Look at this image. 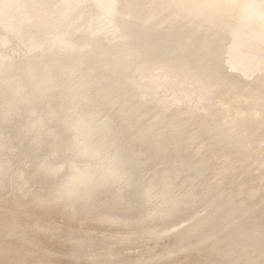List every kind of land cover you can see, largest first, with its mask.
<instances>
[{"label":"rangeland","instance_id":"374dc122","mask_svg":"<svg viewBox=\"0 0 264 264\" xmlns=\"http://www.w3.org/2000/svg\"><path fill=\"white\" fill-rule=\"evenodd\" d=\"M8 1L0 0L2 4V6L0 4V67L4 64V66L0 69L6 72L8 69L13 68V66L15 67L16 63V66L23 65L24 67L21 66L22 68H19L21 70V74L20 71L18 73L21 75V77L23 74H28L29 79L25 75H23L25 80L23 78L21 82L23 83L24 81H27L24 82V84L19 83L21 86L20 88H22V85H24L23 87L26 88V86H29V84L31 83L33 86L35 85V87H38V89L33 88V86L31 85V87L29 86L30 88H26L27 92L29 90H34V95L35 93L40 94L42 92H45L48 93V95H45V93L42 94L47 98L49 97V95L53 94L55 95V99L54 97H50L53 99V101H51V103H48L51 100L50 98H48L50 100L45 103V96L44 98H42L43 95L40 94L41 96L35 95L38 98L40 96V98L34 100V102H25L22 101L23 98H21L22 96L19 95V93L15 92L20 97L18 95V97H15L13 93V98V96H11V93H8L11 90L6 91L11 97L7 95L5 91V93L0 91V184L2 182L6 183L1 187L2 192L0 188V207L7 206L6 208H10V204L12 203L14 198L20 199L21 201L23 200L24 204H26L25 206H27V204L28 206H30V204H41V206L39 207L41 211L37 213L38 216L42 218L43 216H45V213L50 214L48 221L50 223L52 222L51 224H53L55 221L58 225H61V219L59 220V218H61L62 216L57 215L58 210H60L59 206L57 205L61 204V201H59L60 198L59 200H53L51 198V195L58 197L64 196V200L70 196H74V200L76 202L75 204H77V206L73 210L71 208L69 209L70 213H72L71 217L73 218L66 219L67 221H64V218L62 217V221L64 223H68L69 225H67L66 223H62L61 226L57 225V230L59 228V233H56V236L58 237V235L60 234L59 236H61V239H66L67 236L68 241L70 240L71 243L70 241L67 243V240H60V242L62 244L67 243L68 245H71L73 243V246L83 243L91 244L97 239H101L102 253L90 254L85 249L79 251V253L75 254L74 256L73 252H71L73 251V246H68L65 244L61 246L60 242L58 241V239L60 238L57 239V237L54 235L55 233L51 235L53 239H48V243L44 246H39L32 242H25L14 236L8 237L5 240H0V253L5 250L18 251L21 249V247L26 248L29 252L34 254V259L30 264H53L52 262H54L55 259H57V262L54 263H58L59 261V263L61 264H129L131 262H133L134 264H153L152 262H154V264L156 262H159L156 264H196L204 256L206 250H211V247L207 249L206 245L208 244L204 246L202 244L200 246L193 247L189 243L190 241H192V238H190L191 236L187 237L185 235H182V233L194 226L196 222L200 221L201 219L205 220L207 218H210V222L205 226V228H203L201 233L207 229L213 228L215 226L214 224H216V221L212 219L213 216L218 213L219 215H224L225 211L230 208V206L227 205V202L231 197V193L234 194V204L236 202L238 204L247 202L246 204H249L248 208H250L251 212H253V216H256V213L264 216V203L262 201L264 200V198L262 197V195L264 196V129H262L264 127V67L261 68L257 73H255L252 77H243L242 79L239 77L242 74L239 75L237 71L233 70L230 67L227 58L230 56L231 51L232 53L233 50H236L237 53L241 51L239 53L241 55L242 52H244L245 50L247 52L250 49L247 50V48L245 47H243V49L242 46L239 47L241 43H243V41L242 39L239 40V38L241 37L237 35V33L235 32V25L234 23H232V21L230 22L229 19L227 20L225 28H220V26L210 23L208 19H210V17H213V15L214 17L215 15H217L215 11L212 12L216 8L214 5L212 9L210 7L207 10L204 9V5H202V2H200L198 9L195 11L196 13L193 14L191 11L188 12V10H173V8L169 7L167 4H163L161 7H158V5L152 6L150 4L145 5V3L143 2H137V4L139 3V5L136 4V6V2L132 4L130 2L133 1L128 0L127 6L130 3V5L132 6L135 5L133 7H137L136 9L134 8L135 10H137V12H133L138 13L136 15H139V17L136 16L134 20V18H131L132 16H130V13H127V18V15L122 13L107 12L106 10L99 9L98 11V7L94 5L96 4L94 2H91V4L88 5L86 4L87 7H85V3H81V5L83 4L82 7L78 5L80 4L79 1L78 4H75L77 0H71V2L69 0V5L72 2H75V6L78 5V8H76L80 9L79 11L81 13H79L84 17L88 15L93 16L94 13L98 17L103 16L101 17L102 19H104V16L107 15L109 17H113V19L110 18L108 19V22H106L108 25L107 28H105L106 23H102V25L99 24L100 26L97 25L99 22L94 24L97 27L105 28L102 29V31L99 33V37H97L98 39H100V36L101 39L103 38V40L100 39L101 42H103L102 46H104L105 50L108 48V51H105L103 47L101 49V42H98L97 38V43H95L96 41H94L93 44L90 43L91 48L89 46H84L89 42L87 34H82L83 44H80L79 41H76V38H73L74 35L76 37L75 31L70 32L71 34L69 33L67 34V36H61L60 33H58V30L63 24L62 22L64 17H61L59 21H57V23L48 21L50 20L48 19L45 21L47 25L46 23H44V19L43 21L40 20L41 23L39 26L41 28L44 25L47 26H44L45 29L50 26L49 31L54 32L52 33L53 36H50L49 31V33L46 32L47 34L43 32L42 35H44H40L41 37L37 36L36 33L31 31V27H27V25L37 20V18H35V15L38 13L41 14V18H43L42 16L46 14L48 15V13L45 14L42 9L43 6H46L41 3L43 0L38 1V5H40V3L42 4V6H40L43 13H40L41 9L37 10L40 6H37V8H35L36 10L34 9L32 12H30L31 9L25 10L23 5L25 0L20 1L21 3L19 2V0H10V2ZM11 1L13 2L11 3ZM168 1L170 2L171 0H167L165 2ZM118 2L115 4H118ZM262 2L264 6V0ZM73 3L71 5H73ZM126 3H124L123 5H125ZM20 5L22 6L20 7ZM92 5L93 7L96 6V9L93 8ZM88 6L91 9H88ZM152 7H154V13L150 15V13L152 12L151 11L150 13H148L149 15L146 14V16H149H147L146 19L145 14L142 15V12H146ZM15 8L17 10H14ZM44 8L48 9L49 7L46 6ZM131 8L129 7L130 10ZM47 9L44 10L48 12ZM134 9L132 8V10ZM13 11L18 14V19L20 18V20H18V22L20 21L19 24L21 26L26 25V28H18L19 26L16 21L7 20L6 16H8V13H11ZM88 12H91L92 14H89ZM155 12L157 14H155ZM198 12L202 13L204 17L203 20L201 18L202 21H200V17L197 16ZM100 13L102 15L99 16ZM180 13H182V16H180ZM53 14L58 15L60 13L58 11L56 13L54 12ZM186 14L188 15V18H186ZM189 14L191 17H189ZM159 15H161V17L163 18L166 17L169 22L167 20L159 24L151 22L156 21L154 20L156 18L159 19ZM29 16L32 17L31 20H35L32 22L31 20L29 21ZM46 16H44V18H46ZM227 16L229 18L232 16V14H229L227 12L226 17ZM4 17L6 18L4 19ZM89 17L86 18L88 19ZM150 17L153 20H149ZM130 18L134 21H137V18H141L140 20L144 18L143 21L145 19L146 20L144 22H141V26L139 20V22L137 23L139 25L137 26L136 22H130L132 21L130 20ZM22 21H24L25 23ZM27 21L29 24L27 23ZM102 21L104 22L105 20H101V22ZM115 21L117 22L114 23ZM35 22L38 24V21ZM120 22L121 25L119 26ZM123 22L126 23V26H128L127 24H130V26L132 27L136 26L134 29L137 28V32H135L137 34V37L135 36L134 32L132 33L123 30L120 32L118 31L119 29L121 30L122 25H124ZM42 23L43 25L41 26ZM110 23L112 26L110 25ZM162 23H164L165 26ZM168 23L171 24V27H169L172 28L170 29L168 27V29H170L169 32L166 27V24ZM209 23L212 25V28L210 27L211 25ZM147 24L148 26H145ZM161 24L162 26L160 27V30L159 26ZM248 25L253 30L254 34L262 38L259 43L263 44L264 15H255L251 20L248 21ZM95 26L92 25V27L94 28ZM114 26L118 28V33L116 32V28ZM163 26L167 31L165 29H162ZM140 27H142V31L138 30L140 29ZM29 28L31 30H29ZM110 28H114V33L113 31L110 32ZM153 28L155 29L153 30ZM5 29L8 30L6 31ZM232 29H234V32L231 31ZM98 30L101 29L99 28ZM124 32H128V34ZM171 32L174 34H171ZM129 33L131 36H126L124 38V34L129 35ZM162 33L163 36L165 35L168 39L165 38V36L163 37ZM197 33L201 36H198ZM140 34L142 36L145 34L143 36L145 39ZM158 34H160V37ZM232 34L234 36H232ZM149 35H151V38L149 37ZM153 35H157V37L159 38H165L168 41L171 39L168 36H172V39H175V43L173 40H170V43L167 41L168 44L166 43L167 45L164 46V48L160 46L162 49H164L162 50L159 47L156 37H154ZM197 36L201 38L197 40ZM220 36L222 37L220 38ZM68 37L69 40H67ZM130 37L134 42V39H136V42H140L141 40H139V38L144 41L146 40L145 42L141 41L140 43H138L140 44L139 46H141V44L144 42V46L142 45L141 50H139L140 47L136 42L135 43L138 47H136L135 43H132ZM121 38L123 40L128 38V41L131 40L132 44L129 42L128 45L127 39L125 40L126 42H124ZM154 38L157 43L154 42ZM193 38H195L194 41L196 40V42L205 41L204 43L206 45L203 42L193 43ZM232 38L237 42L234 41L232 43ZM148 40L153 41L149 42ZM121 41L123 44H121ZM117 43H120L121 46ZM124 43L128 45H125L127 46L126 48L124 46ZM234 43L235 45L232 46V44ZM236 43L239 46L236 45ZM97 44H99L100 46H97ZM116 44L117 46H115ZM178 44L179 47L177 46ZM187 44L190 45L188 46ZM96 46L97 50L95 49ZM129 46H133L135 48L130 49ZM209 46L211 47L209 48ZM119 47H122V49L124 47L123 50L125 51L120 50ZM148 47L150 48L149 51ZM173 47L178 48L175 49ZM233 47H235V49H233ZM236 47L241 50L238 51V48ZM136 48H139L138 51ZM196 48L200 53L196 50ZM109 49L111 50L109 51ZM159 49H161L162 51ZM177 49H179L181 52H179V50ZM99 50L101 51L99 52ZM102 50L105 52H103ZM129 50H131L132 52ZM251 50L246 53V55H249L250 52L252 54L254 50ZM260 50L262 51V49ZM116 51H121L122 53L126 52L125 56L122 53L120 54V52L117 53H119L120 56H118L120 58L122 57L121 59L119 58L120 60H122L123 58L127 60L126 63L129 64L127 68L128 70L125 67V69H121L123 66L118 67L121 71L116 70V67L114 65L118 60L116 58V62L112 61V67H115L114 70L110 68V66L112 65L110 62L111 55L112 53L114 55ZM155 51H158V53ZM257 51H254L255 53L252 55V57L257 54ZM261 51L260 53L263 54L264 50L263 53ZM96 52L99 53L97 54ZM135 52L136 54H134ZM194 52L198 54V58L200 54V57L204 58V60L202 58H200V60L196 57V61L195 56H197V54L194 56ZM204 52L206 54L207 52H210V59L212 58V56H214L213 58L216 59L214 61V59L212 58L214 63L213 61L211 63V60L209 62V58L207 60L206 57H208L207 55L209 53L205 56ZM102 53H105V55H103ZM131 53L132 55L134 54L133 57H129ZM244 53H242V55H244ZM260 53L258 51V55ZM186 54L192 55L187 56ZM108 55L110 56V59H108ZM258 55L257 59L260 58V56ZM80 56H82L83 58L81 59ZM103 56L107 57L106 61L104 62L102 61L105 60V58H102ZM127 56L129 58H127ZM152 56L156 57L153 58ZM185 56L190 58H187ZM78 57H80V59ZM85 57L87 58V61H90V59L88 60V58H91V61H93L94 59H97L99 57V61L98 59L97 61L95 60V65L99 66L101 64L99 66L100 68L107 66L109 63V68L112 71L109 69L111 72H108V66L103 70L101 69V71H99L100 69H98V67H96L95 65L94 66L97 70L91 68L93 66V62L90 61L88 64V62H86L84 59ZM114 57L112 60H115ZM220 57L222 58V60ZM249 57L251 58V56ZM262 57L264 58V56ZM71 58L73 59V61L74 59H76L75 63L80 62V64H82L83 62H86L88 66H91L89 68L85 66L84 63L81 66L82 70H80V68L77 69L80 70V72L78 71L80 74L77 75L75 72H72L76 67H74L75 63L73 64V62H71ZM191 58L193 59V61ZM263 58H260L262 62ZM54 59H56V61ZM57 59H60L61 63ZM61 59L65 60H63L62 62ZM77 59L79 60L77 61ZM83 59L84 61H82L81 63L80 60ZM129 59L131 61H136H133L134 63H132L131 61H129ZM206 60L208 61V67L206 66ZM46 61H48V64ZM49 61L50 63L53 61L51 65ZM57 61L60 65H62L63 63L62 66H58L59 69L57 68L58 71L62 69L65 70V72L60 71L63 73H60V75H63V79L62 75L61 77L58 76L57 79V74L59 72L56 69V71L54 70V68H56L54 67V65H56ZM67 61L72 63L74 66L70 65V67L68 65L70 63H68ZM101 61L103 63H101ZM191 61H196V63L192 65L189 64L188 66H186L185 64L181 66L183 62L190 63ZM36 62H42L41 65L44 64L46 65V67L48 66L50 68L48 70L46 69V71V67L44 65H42L41 67L40 63H38L42 68L41 72L40 67ZM98 62H100V64H98ZM122 62L125 63V60H123ZM29 63L30 65H27ZM33 63H35V65L37 64L36 66L39 67L37 68L36 66H34V68L36 67V72L37 69H39L38 72L41 75L42 73L45 74V72H47L44 75H47V79H45L42 75L45 81L42 80V77H39L41 76L39 75V73L32 72L34 71L32 70V66L34 65ZM118 63L120 62L118 61ZM126 63L125 66L127 67ZM209 63H211L210 68ZM24 64L27 67L31 66V69L30 67H28L31 72L28 71L27 74L24 72L26 71V66ZM80 64L78 65L80 66ZM131 65H133V67ZM86 67L87 69L89 68L87 72ZM129 68H131V72H128ZM132 68L134 69V71L132 70ZM181 68H186V72L182 73L183 70H181L180 72ZM43 69L45 71H43ZM51 69H53V72L50 71ZM70 69H72V71ZM90 69L93 70L90 71ZM210 69L212 71H214V69L218 70L220 75L224 78H227V80H231V83L233 85L239 83L242 84L243 82L247 89L234 92L231 88L232 85L222 86L212 93L208 101L198 103L195 101L197 97L195 90H193V86H191L193 82L190 83L184 94L176 96L174 98L171 96V94H168V92H166L168 91L166 87L162 88V83L165 81L171 80V85H179V83L183 82L184 80L188 78H196V76L198 75L201 76L203 73L202 71H208ZM54 71L57 72L56 76H53L55 75L53 74ZM89 71L90 73L92 72V76L88 75ZM113 71L115 74H112ZM116 71H118V73H116ZM125 71L127 76L126 79L124 77ZM50 72L53 74L50 79L55 82V84H52V81V83L48 81V74H50L51 76ZM65 73L67 74V76ZM71 73H75L77 76L73 74L72 77ZM83 73H86L87 75L84 76L82 75ZM122 73L124 74V76ZM204 73L206 74V76L210 74L209 72ZM32 74L34 77L32 76ZM34 74H37L39 76H35ZM131 74H133L132 76L134 77L132 80L133 83L143 82L144 85H142L141 87H135L134 85L133 87V84H131V86L130 82L128 83V85H130L129 89L126 82L130 81V77L128 76H130ZM114 75L119 80L116 79ZM211 75L212 76L208 81L213 82L216 80L214 79L215 77L218 78L216 75ZM4 76H7V78L11 80V77H9L8 74ZM4 76V79L1 77V80L0 78V80L3 81H0L1 86L2 83L4 85H7V83L9 84V80ZM65 76L68 77V80L65 79ZM105 76L109 82H105L106 80L103 81V77ZM110 76L114 78L111 80ZM38 77L41 78L40 81ZM85 77H88L89 82L90 79H93L94 77V79L92 80L94 81L93 87L91 82L90 84H88L87 78ZM30 78L34 79V84L32 83V79L30 81ZM53 78H56L62 85L65 82V85H58V82L56 83L57 80L55 79L54 81ZM82 78L84 80L86 79L84 82L87 85H85L84 82H81L83 81ZM96 78H98L99 82L100 79H102V82H95ZM108 78H110V80ZM5 79L8 80L6 81L7 83L4 82ZM69 79L72 81L69 82ZM35 80H38V84H42L40 85L42 87L39 88V85L37 84V82H35ZM62 80L65 81L62 82ZM43 81H48L50 83L45 84L46 86L52 85V87H55V85L57 84L56 87H58L59 92L64 86L66 87L67 85V88L65 89L64 87L63 89L66 91V94L64 93L65 97L63 96L64 94L62 95L61 93L59 94V92H57L58 89L56 90V87H53L54 89L51 90L53 92L56 91L54 93L48 90L51 89V86H49L50 88L45 87L50 93L45 91L46 89L43 90ZM79 82L82 85H80ZM74 84L75 87L78 85L83 86V88H79L78 86L79 91L81 89L84 90L86 87L90 89L86 88L83 92L82 90L80 92L78 91V93H80V96L76 97V92H73L72 90L77 91L78 89H73L75 88ZM88 85H90L91 87ZM59 87L62 88L60 89ZM103 87L105 90L103 89ZM118 87L121 92L119 91ZM69 88L72 90H69ZM6 89L8 90V88ZM67 90L69 93H67ZM70 91L71 93L73 92L72 94L76 99L71 96ZM255 91H257L258 93H255ZM56 93L63 96L65 99L61 96H57L59 98L57 99ZM78 93L77 95H79ZM82 93L88 94L81 95ZM28 94H31L30 91ZM67 94H70V96H68ZM129 95H132L133 97H129ZM24 96L28 97L25 94ZM82 96L84 98L86 96L87 97L84 99ZM66 97L69 100H66ZM70 97L73 98V102ZM80 98L82 101L79 100ZM121 98H123V100ZM25 99L26 98L24 97V100ZM41 99L42 101L44 99L43 103L42 101H39ZM74 100L77 101L75 102ZM107 100L109 103L107 102ZM120 101L121 104L123 103L122 105L118 103ZM63 103H67L69 107ZM58 105L61 107V110H59L60 107ZM84 105L86 107H84ZM104 105H106L107 107H105ZM46 106L48 107V109L46 108ZM65 107H67V109ZM93 107L95 110L93 109ZM97 107L100 108L98 109ZM109 107L110 109H108ZM119 107L121 110L119 109ZM218 110L221 111V120L216 121L214 114H216ZM101 111H103V115L101 114ZM59 112L61 116H59L58 114L59 118H57L58 116L56 114ZM87 113L89 115L91 114L92 116H89ZM99 113L102 115L101 117L99 116ZM124 113L125 117L123 116ZM79 114L81 119L80 117H77L79 116ZM127 115L131 117L129 118ZM88 116L90 120L92 118L93 119L91 121H88ZM86 117L88 119H86ZM106 117L110 119H107ZM34 120H36V122L39 120V124L38 122L35 123ZM56 120L58 122H56ZM78 120L79 122L81 121V123L78 124ZM82 121H85V123ZM86 122H89L88 126ZM35 124L36 126H34ZM245 124L248 125V128L244 126ZM105 126L107 127V129L109 128L111 132L105 129ZM87 127H92L95 132L92 131V128L88 129ZM103 133L105 136L103 135ZM255 133L259 136V138H257V141L253 139V134ZM168 184L171 186V188H169L171 189L170 191L169 189L168 191L166 189V187H169L167 186ZM21 196L22 198H20ZM44 202L49 205L45 207ZM222 206L224 208L220 210L219 208ZM46 209H48V211H46ZM259 214L258 217L256 216L254 218H252L253 216L251 215V219L249 218V221L248 219H246L247 224L238 227L239 230L234 232L235 241L232 247L229 250H225L224 252L220 249V247L223 246L221 248H225L226 246H224V244H228L224 241L227 240L230 229L226 231L228 233L226 235L224 231L225 226H220L219 231L224 233H221V236L219 238L221 240H219V242L216 243L213 248L218 250L216 251L217 256L215 255V257L219 258V262H222L224 264H264V253L258 255L259 253L258 251H256V247L249 249L248 251L250 253L244 252L242 249L244 246L243 241L248 236L247 231L251 230L249 229V227H254L253 225H255L256 223L257 224L255 227H257L260 224L259 222L264 219V217H260ZM261 223V226L264 227V220ZM53 225L56 226V224ZM63 225L65 231L63 230ZM261 226L259 225V227ZM65 227L69 232L72 229V232H70V234L68 232V235L73 240L69 239L68 235L65 236V234L67 233ZM246 228L249 230L246 231ZM61 233L64 234L62 235ZM154 234L158 238L152 239L153 237L151 236ZM63 236H65V238H62ZM139 236L141 238H144L141 239ZM56 239L58 241V244ZM185 239H187L188 242H183ZM133 240H139V242L137 243ZM64 245L68 247L65 248ZM127 245L128 247H126ZM239 257H241L240 261H237ZM58 258L60 260H58ZM149 258L153 259L151 263V259L149 260ZM209 259L211 258H208V260Z\"/></svg>","mask_w":264,"mask_h":264},{"label":"bare ground","instance_id":"6f19581e","mask_svg":"<svg viewBox=\"0 0 264 264\" xmlns=\"http://www.w3.org/2000/svg\"><path fill=\"white\" fill-rule=\"evenodd\" d=\"M5 1V0H4ZM6 1H8V0H6ZM14 1V0H13ZM13 1H11V3L13 2ZM20 1H22V0H19V2ZM38 1L39 0H25L24 1V8H25V10H27V9H31V11L30 12H32L35 8H37V6H42V4H44V5H46L47 7H49L48 9L47 8H44V7H46V6H43V11H44V13L46 14V13H48V17L46 16V15H44V16H46V18H44V16H42L43 18H41V14H36L35 15V13H34V15H35V18H37V20H35V21H38V24L34 21V20H31L32 19V17H30V19H29V21L31 20V22L32 21H34L33 23H28V21H27V23L30 25H27V27H31V29L29 28V30H31V31H33L34 33H36V35L37 36H43L42 35V33L44 32V33H49L50 31V26H48V28L47 29H45V27H47L46 25H47V23L45 22L46 20H48V19H50V20H48V21H51V22H54V23H57V21H59V19L62 17H64L63 18V24L61 25V27H60V31L58 30V33H60V35L62 36V35H65V36H67V34H69L70 32H72V31H75L76 32V37H75V35H74V37L73 38H76V41H79V43L81 44L82 43V40H83V38H82V34H87V38L89 39V42L88 43H86L84 46H89L90 47V43L91 44H93V42L94 41H96V38L97 37H99V33L102 31V29H105V28H107V23L106 22H108V19H113V17L111 16V17H109L107 14V16H104L105 18L104 19H102L101 17H103V16H101V17H98L95 13H94V15H96V16H92V15H88V16H86V17H89V16H91V17H89L88 19L86 18V17H84V16H82V14H80L81 12L79 11L80 9H77L78 7V5H80V6H82L81 5V3H85V7H87V5L88 4H91V2H94V3H96V4H94V5H96L98 8H97V10L99 9V10H106L107 12H117V13H122V14H126L127 15V13H130L131 15L130 16H132L131 18H134V20H135V17L137 16L136 14H138V13H136L137 12V10H135L136 8L135 7H133V6H135L136 4H137V2H143V3H145V5H147V4H150V5H158V7H161L163 4H167L169 7H171V8H173V10L174 9H176V10H188V12L189 11H191L193 14H195L196 12V10L198 9V6H199V3L200 2H202V5H204L203 7H204V9H207L208 10V8H210L211 7V9L215 6L216 8L212 11V12H214L215 11V13L217 14V15H215V17H214V15H213V17H210V19H208L209 21H210V23L211 24H214V25H217V26H220V28L222 27V28H225V25H226V23H227V20L229 19L230 20V22L232 21V23H234V25H235V32H237L238 34H239V36L241 37V38H239V40L240 39H242V41H243V43H241V45L239 46L237 43H236V45H238L239 47H241L242 46V49H243V47H245V48H247V50H258L259 51V53H260V49H262V53H263V48H264V46H263V44L262 43H259L261 40H262V38L261 37H259V36H257L256 34H254L253 33V30L250 28V26L248 25V21L249 20H251L255 15H264V6H263V0H171L169 3L168 2H165V1H167V0H129V1H133V2H130V3H134V2H136L135 3V5H130V3H129V5L127 6V4H128V0H117V2H118V4H115V3H117L116 2V0H77V2L75 3V4H78V1L80 2V4H78V5H76L75 6V4L73 3V5H69V3L71 2V0H70V2H69V0H51V2H50V0H40V1H42L41 3H40V5H38ZM8 2H10V0L8 1ZM16 2V1H15ZM18 2V3H19ZM90 2V3H89ZM127 2V3H126ZM3 3V2H2ZM5 3H7V2H5ZM21 3V2H20ZM124 3H126L125 5H123ZM139 3L137 4V5H139ZM0 4H1V2H0ZM87 4V5H86ZM6 5V4H5ZM8 5V4H7ZM136 5V6H137ZM214 5V6H213ZM1 6H2V4H1ZM0 6V7H1ZM11 6V5H10ZM22 5H20V7H21ZM41 6L40 7H38V9L37 10H40L41 9ZM90 6V5H89ZM88 6V9H91L90 7ZM96 6L95 7H93V5H92V7L93 8H95L96 9ZM131 6H132V8L134 9V10H132V8H131ZM77 7V8H76ZM83 7V6H82ZM81 7V8H82ZM129 7L131 8V10L129 9ZM4 8V7H3ZM11 8H14V7H11ZM5 9V8H4ZM3 9V10H4ZM10 9V8H9ZM19 9V8H18ZM42 9L40 10V13H43L42 12ZM44 9H47L48 10V12H46V10H44ZM83 9H85V8H83ZM153 9H154V7H152V8H150L148 11H146V12H142V13H140V14H142V15H144L145 14V16H146V14H148V13H150L151 11V13H150V15L151 14H153L154 12H153ZM14 10H17L16 8L14 9ZM24 10V11H25ZM36 10V9H35ZM87 10V9H86ZM98 10V11H99ZM175 10V11H176ZM6 11V10H5ZM59 11V13L60 14H58V15H55V14H53L54 12L56 13V12H58ZM81 11H82V9H81ZM84 11V10H83ZM89 11V10H88ZM94 11V10H93ZM131 11H132V13H131ZM133 11H136V12H133ZM172 11V10H171ZM80 12V13H79ZM86 12V11H85ZM95 12H96V10H95ZM179 12V11H178ZM177 12V13H178ZM229 13V14H232V16L231 17H229L228 18V16L226 17V13ZM5 13V12H4ZM89 13V12H88ZM99 13V12H98ZM185 13H187V12H185ZM184 13V14H185ZM6 14V13H5ZM79 14H80V16H79ZM84 14V13H83ZM89 14H92L91 12L89 13ZM109 14V13H108ZM112 14V13H111ZM155 14H157L156 12H155ZM181 14V15H180ZM180 14H178V15H180V16H182V13H180ZM192 14V15H193ZM43 15V14H42ZM55 15V16H54ZM100 15H102L101 13L99 14V16ZM126 15H125V17H126ZM141 15V16H142ZM149 15V14H148ZM147 15V16H148ZM20 16V15H19ZM22 16V15H21ZM33 16V15H32ZM123 16V15H122ZM147 16H146V19H147ZM186 18H188V15L186 14ZM194 16V15H193ZM197 16L198 17H200V21H202L203 19H204V17H203V15H202V13H200V12H198V14H197ZM7 17V20H13V21H16L17 23H18V28H21L22 29V27H25L24 25L23 26H21L20 24H19V22H18V20H20V18L18 19V14L15 12V11H13V12H11V13H8V16H6ZM6 17H4V19L6 18ZM25 17V16H24ZM34 17V16H33ZM107 17V18H106ZM137 17H139V15L137 16ZM144 17V16H143ZM149 17V16H148ZM152 17V16H151ZM149 18V20H153L152 18ZM159 17V19L158 18H156V19H154V20H156V21H151V22H155V23H157V24H159V23H161V22H163V21H165V20H167L168 21V19L166 18V17H161V15H159L158 16ZM175 17H177V16H175ZM184 17V16H183ZM182 17V18H183ZM189 17H191L190 16V14H189ZM198 17H197V19H198ZM124 18V17H123ZM127 18H128V15H127ZM130 18V20H132V21H130V22H133L134 20L133 19H131ZM145 18V17H144ZM143 18V19H144ZM201 18H202V20H201ZM232 18V19H231ZM26 19V18H25ZM43 19H44V23H46V25H44L42 28L39 26L40 25V20H42L43 21ZM99 19H101V20H105L104 22L102 21L101 22V20H99ZM141 18H137L136 20L137 21H134V22H136V25L138 26L139 24H137L138 22H139V20H140ZM143 19L142 20H140V26H141V22H144L143 21ZM195 19H196V17H195ZM195 19H192V20H195ZM22 20H23V18H22ZM116 20V19H115ZM109 21H111V20H109ZM167 21H166V23H167ZM199 21V20H198ZM22 22H24V21H22ZM97 22H99L97 25L98 26H100L99 24H101L102 25V23L103 24H105L106 23V27L105 28H101V27H97V26H95L94 24L95 23H97ZM117 21H115L114 23H116ZM119 22V21H118ZM150 22V23H151ZM169 22V21H168ZM25 23V22H24ZM23 23V24H24ZM124 23V25H122V28H121V30L119 29L118 31L120 32V31H129V32H134V34H135V36L137 35L135 32H137V28L136 29H134L135 27L133 26H130V24H127L128 26H126V23L125 22H123ZM150 23H148V24H150ZM165 23V22H164ZM164 23H162V24H164ZM209 23V24H210ZM113 24V23H112ZM117 24H119V23H117ZM146 24V23H145ZM148 24L147 25H145V26H148ZM162 24L159 26V29H160V27L162 26ZM210 24V25H211ZM8 25V24H7ZM43 25V23L41 24V26ZM92 25L93 26H95V28L94 27H92ZM110 25H111V23H110ZM121 25V22H120V24H119V26ZM132 25V24H131ZM143 25V24H142ZM154 25V24H153ZM167 26V29H168V27L171 25V24H166ZM209 25V26H210ZM232 25V24H231ZM1 26H2V24H1ZM54 26V25H53ZM112 26V25H111ZM123 26H126V27H123ZM164 26H165V24H164ZM162 27V29H165V27ZM10 27V26H9ZM110 27V26H109ZM115 27V26H114ZM118 27V26H117ZM143 27V26H142ZM142 27H140V29H138L139 31L141 30V28ZM150 27H151V25H150ZM152 27H154V26H152ZM155 27H157V26H155ZM171 27V26H170ZM169 27V28H170ZM211 28H212V25L210 26ZM3 28V27H2ZM8 28V27H7ZM26 28V27H25ZM101 29V30H98V29ZM116 28V27H115ZM139 28V27H138ZM144 28V27H143ZM213 28H214V26H213ZM232 28H233V26H232ZM57 29V28H56ZM117 29L118 28H116L115 30H116V32L118 33V31H117ZM152 29V28H151ZM155 28H153V30H154ZM158 29V28H157ZM158 29V30H159ZM170 29H172V28H170ZM170 29H168V32L170 31ZM174 29V28H173ZM6 30V29H5ZM8 30V29H7ZM6 30V31H7ZM110 30V32H112L113 30H114V28H110L109 29ZM114 30V31H115ZM161 30V29H160ZM159 30V31H160ZM166 30V29H165ZM5 31V32H6ZM49 31V32H48ZM114 31H113V33H114ZM142 31V30H141ZM146 31V30H145ZM162 31H164V30H162ZM167 31V30H166ZM173 31V30H172ZM231 31H233L234 32V29H232ZM14 32V31H13ZM54 31H52V32H50V36L52 35V33H53ZM56 32H57V30H56ZM174 32H175V30H174ZM232 32V33H233ZM46 33V34H47ZM124 33H127L128 34V32H124ZM131 33V34H132ZM144 33V32H143ZM231 33V32H230ZM71 34V33H70ZM123 34V33H122ZM146 34V33H145ZM144 34V35H145ZM148 34V33H147ZM156 34V33H155ZM161 34V33H160ZM160 34H158L159 35V37H160ZM171 34H174V33H172L171 32ZM184 34V33H183ZM198 34V33H197ZM237 34V35H238ZM109 35V34H108ZM107 35V36H108ZM138 35H139V33H138ZM141 35V34H140ZM143 35V36H144ZM152 35V34H151ZM151 35H149V37L151 38ZM168 35V34H167ZM9 36V35H8ZM7 36V37H8ZM24 36V35H23ZM40 36V37H41ZM53 36V35H52ZM55 36V35H54ZM57 36V35H56ZM69 36V35H68ZM126 36H131L130 35V33H129V35H125L124 34V38L126 37ZM142 36V35H141ZM142 36V37H143ZM154 36V35H153ZM162 36H163V33H162ZM161 36V37H162ZM165 36V35H164ZM163 36V37H164ZM174 36V35H173ZM186 36V35H185ZM198 36H201V35H199L198 34ZM197 36V40L199 39V38H201V37H198ZM208 36V35H207ZM224 36V35H223ZM229 36V35H228ZM232 36H234L233 34H232ZM6 37V38H7ZM133 37V36H132ZM137 37V36H136ZM139 37V36H138ZM148 37V38H149ZM154 37H156V40H157V42H158V44H159V47L161 46V47H163L164 48V46H166L168 43H167V37L165 36V38H167V39H163V38H159V37H157V35H155ZM168 37H170L171 39L170 40H173L172 39V36H168ZM180 37V36H179ZM222 36H220V38H221ZM230 37V36H229ZM72 38V39H73ZM135 38V37H134ZM144 38V37H143ZM153 38V37H152ZM205 38V37H204ZM3 39H5V38H3ZM65 39H66V37H65ZM98 39V38H97ZM100 39H101V36H100ZM100 39H98V42H101V40H103V38L100 40ZM104 39H105V37H104ZM122 39V38H121ZM127 39V41H128V38H126ZM126 39H122L124 42H126L125 40ZM130 39L132 40V38L130 37ZM145 39V38H144ZM194 39L195 38H193V41H194ZM202 39H203V37H202ZM209 39V38H208ZM41 40V39H40ZM67 40H69V37H68V39ZM131 40L130 41H128L127 43H128V45H129V42L131 43ZM135 40V42H136V39H134ZM139 40H141V41H144V40H142V39H140L139 38ZM170 40L168 41L169 43H170ZM175 40V39H174ZM173 40V41H174ZM206 40V39H205ZM224 40V39H223ZM232 40H233V38H232ZM66 41V40H65ZM105 41V40H104ZM140 41V42H141ZM146 41V40H145ZM144 41V42H145ZM149 42H151V41H153V40H148ZM220 41V40H219ZM235 40H233L232 41V43L234 42ZM5 42V41H4ZM32 42V41H31ZM70 42H71V39H70ZM86 42V41H85ZM133 40H132V43H135ZM140 42H136L137 44L138 43H140ZM144 42L141 44V46H139L140 44H138V46L140 47V49L139 48H136L137 49V51H138V49L139 50H141L142 49V45L144 44ZM154 42H156L155 41V38H154ZM156 42V43H157ZM180 42V41H179ZM196 42V40L193 42V43H195ZM199 42H201V41H197L196 43H199ZM203 42V41H202ZM201 42V43H202ZM205 42V41H204ZM203 42V43H204ZM211 42V41H210ZM226 42V41H225ZM235 42H237V41H235ZM77 43V42H76ZM95 43H97V41L95 42ZM131 43V44H132ZM135 43V44H136ZM147 43V42H146ZM155 43V44H156ZM167 43V44H166ZM173 43V42H172ZM174 43H175V41H174ZM182 43V42H181ZM259 43V44H258ZM3 44V43H2ZM8 44V43H7ZM83 44V43H82ZM101 44V46L99 45V44H97V46L99 45L100 47H101V49H102V47H103V49H104V46H102V44H103V42H101L100 43ZM117 44H120V43H117ZM117 44L115 45V46H117ZM121 44H123L122 43V41H121ZM121 44H120V46H121ZM135 44H134V46H135ZM137 44H136V47H138L137 46ZM149 44V43H148ZM148 44H147V46H148ZM205 44V43H204ZM210 44V43H209ZM214 44V43H213ZM223 44H224V42H223ZM243 44V45H242ZM125 45H127V44H125L124 43V46ZM127 45V46H128ZM170 45V44H169ZM168 45V46H169ZM188 45V44H187ZM190 45V44H189ZM188 45V46H189ZM194 45V44H193ZM199 45V44H198ZM201 45V44H200ZM206 45V44H205ZM204 45V46H205ZM233 45H235V43L234 44H232V46ZM3 46V45H2ZM5 46V45H4ZM60 46V45H59ZM92 46V45H91ZM94 46V45H93ZM97 46L95 47V49L97 48ZM119 46V45H118ZM127 46H125V48L127 47ZM144 46V45H143ZM147 46H145V47H147ZM178 47H179V44L177 45ZM203 46V45H202ZM33 47V46H32ZM54 47V46H53ZM130 47V46H129ZM144 47V48H145ZM160 47V48H161ZM172 47V46H171ZM170 47V48H171ZM178 47H176V48H178ZM201 47V46H200ZM211 46H209V48H210ZM224 47V46H223ZM263 47V48H262ZM1 48V47H0ZM64 48V47H63ZM91 48V47H90ZM94 48V47H93ZM116 48V47H115ZM131 48H135V47H130V49ZM143 48V49H144ZM154 48V47H153ZM173 48H175V47H173ZM172 48V49H173ZM175 48V49H176ZM189 48V47H188ZM236 48H238V47H236ZM100 49V48H99ZM112 49H114V48H112ZM117 49V48H116ZM115 49V50H116ZM119 49L120 50H123L124 49V47H123V49H122V47L120 48L119 47ZM135 49V50H136ZM162 49V48H161ZM161 49H159V50H161ZM181 49V48H180ZM190 49V48H189ZM201 49V48H200ZM204 49V48H203ZM202 49V50H203ZM207 49V48H206ZM231 49V48H230ZM233 49H235V47H233ZM1 50V49H0ZM97 50V49H96ZM105 50V49H104ZM111 49H109V51H110ZM126 50H128V49H126ZM133 50V49H132ZM150 50V48L148 47V51ZM152 50V49H151ZM158 50V51H159ZM162 50H164V49H162ZM161 50V51H162ZM177 50H179V49H177ZM196 50H197V48H196ZM229 50V49H228ZM239 50H241V49H239L238 48V51ZM249 50V51H250ZM251 50V51H252ZM101 50H99V52H100ZM103 51V50H102ZM105 51H108V48L105 50ZM105 51H103V52H105ZM123 51H125V50H123ZM129 51H131V50H129ZM145 51V50H144ZM158 51H155V52H157L158 53ZM160 51V52H161ZM171 51V50H170ZM192 51V50H191ZM198 51V50H197ZM204 51V50H203ZM212 51V50H211ZM235 51V52H234ZM244 51V50H243ZM249 51H247L246 52V50L244 51V52H242V53H244V55H242V53H241V55L239 54V53H237L236 52V50H233V53H232V51H231V53H230V56L227 58V60H228V63H229V65H230V67L233 69V70H235V71H237L238 73H239V75L240 74H242V75H240L239 77L242 79L243 77H245V78H250V77H252L255 73H257L261 68H263L264 67V58L262 57V56H264V53L263 54H259L258 55V51L256 52L257 54L256 55H254V56H256V57H252V55L255 53L254 51H253V53L251 54V52H250V54L247 56L246 55V53H248ZM98 52V53H99ZM113 52V51H112ZM111 52V53H112ZM117 52H120V54L122 53L121 51H116V53ZM132 52V51H131ZM167 52V51H166ZM179 52H181L180 50H179ZM188 52V51H187ZM190 52V51H189ZM196 52V51H195ZM193 53L194 54V56L197 54V53ZM199 52V51H198ZM213 52V51H212ZM67 53V52H66ZM97 53V52H96ZM97 53V54H98ZM109 53V52H108ZM114 53V55H113V53H112V55H111V59H110V56L108 55V59H110L111 61V66H110V64L108 63V61H107V63H108V65L107 64H105V65H107L108 66V68H107V66H104V67H100L99 68V66L101 65L100 64V62H98V64H100L99 66L98 65H95L96 63H95V60L97 61V59H98V61H99V57L97 58V59H94L93 61H91V58H88V60L90 59V61L91 62H93L92 64H93V66L95 65L96 67H98V69H100L99 71H101V69L103 70V69H105V68H107L108 70L110 69V68H112L113 70H114V68L116 67V70H120L118 67H122L121 69H127L128 68V65L129 64H127L126 63V59H122V60H120L121 58L119 57L120 55H119V53ZM126 53V52H125ZM125 53H122V54H124V56H125ZM138 53V52H137ZM145 53H147V52H145ZM162 53V52H161ZM200 53V52H199ZM205 53V52H204ZM209 53V54H208ZM96 54V55H97ZM103 55H105V53H102ZM130 54V53H129ZM134 54H136V52L134 53ZM134 54L132 55V53H131V55L129 56V57H133L134 56ZM208 54V55H207ZM207 54L205 53V56L207 55L208 57H206L207 58V60H208V58H209V55H210V52H207ZM28 55V54H27ZM119 55V56H118ZM127 55H128V51H127ZM150 55V54H149ZM156 55H158V54H156ZM187 55V54H186ZM190 55V54H189ZM189 55H187V56H189ZM192 55V54H191ZM190 55V56H191ZM213 55V54H212ZM257 55L258 56H260V58H263V62L261 61V59L259 58V59H257ZM10 56V55H9ZM18 56V55H17ZM31 56V55H30ZM49 56V55H48ZM115 56V57H114ZM123 56V55H122ZM123 56V57H124ZM136 56V55H135ZM187 56H185V57H187ZM201 55L199 54V58H198V54H197V56H195V59H196V61H197V58L198 59H200V58H202V57H200ZM249 56H251V58L249 57ZM81 57V59L83 58L82 56H80ZM80 57H78L79 59H80ZM113 57H114V59L116 58V59H118L117 60V63H115L116 62V59L115 60H112L113 59ZM128 56H127V58H129ZM153 58H155L154 56H152ZM197 57V58H196ZM214 56H212V58H213ZM249 57V58H248ZM95 58H96V56H95ZM101 58V57H100ZM102 58H105V60H102V59H100V60H102L103 62L104 61H106V58L107 57H102ZM120 58V59H119ZM187 58H190V57H187ZM194 58V57H193ZM212 58L210 59L209 58V62H210V60H211V63H212ZM216 58H218V57H216ZM221 58V57H220ZM66 59V58H65ZM65 59H63V60H65ZM79 59H77V61L79 60ZM85 59V61L86 62H88V64H89V62L90 61H87L86 59V57L84 58ZM84 59L83 60H80L81 61V63H82V61H84ZM133 59H135V58H133ZM192 59V58H191ZM203 60H204V58H202ZM214 59V58H213ZM41 60V59H40ZM55 61H56V59H54ZM60 63H61V61H60V59H57ZM62 60V59H61ZM63 60H62V62H63ZM75 60L76 59H74V61H73V59L71 58V62H73V64L75 63ZM123 60H125V63H126V65H127V67L125 66V63L124 62H122ZM201 60V59H200ZM206 60V61H207ZM216 59H214V61H215ZM221 60H222V58H221ZM225 60V59H224ZM58 61L56 62V65H57V63H58ZM70 61V60H69ZM69 61H67L68 63H70ZM101 61V63H103ZM112 61H115L114 63V65H115V67H112L113 66V63H112ZM118 61L120 62V63H118ZM129 61H131L130 59H129ZM128 61V62H129ZM133 61H136V60H132L131 62L132 63H134ZM188 61V60H187ZM192 61H193V59H192ZM190 62V63H185V62H183L182 64H181V66L182 65H186V66H188L189 64L190 65H192V64H195L196 63V61L195 62ZM199 61V60H198ZM205 61V62H206ZM214 61H213V63H214ZM43 62V61H42ZM41 62V63H42ZM47 62V64H48V61H46ZM53 62V61H52ZM52 62L50 63V61H49V63H50V65L52 64ZM86 62H83L82 64H80V62L79 63H77V66H76V63H75V66L72 64V63H70V64H68L69 66L70 65H73L74 67H76L75 68V70L73 69V71H72V69H70L72 72H75L77 75L78 74H80L79 72H80V70H82L81 69V66L85 63V66H87V67H89L90 68V66L91 65H87V63ZM200 62V61H199ZM204 62V63H205ZM19 63V62H18ZM37 63V62H36ZM38 63H40V62H38ZM37 63V64H38ZM41 63H40V65H41ZM106 63V62H105ZM124 63V64H123ZM142 63V62H141ZM203 63V62H202ZM207 63H208V61L206 62V66H207ZM211 63H209V68H210V65H211ZM17 64V63H16ZM16 64H15V67L13 66V68H10V69H8L6 72H10V73H6L5 71H2L1 69H0V78L2 77L3 78V76L4 75H6V74H8V76L9 77H11V80H9L8 78H7V76L5 77V78H7L8 80H4V82H6V81H8L9 82V84L7 83V85L5 84H3L2 83V86H1V83H0V91L1 92H6V91H10V92H8L9 94L11 93V96H13V98H14V95H15V97H18L19 95H21L22 97L21 98H23L22 99V101H25V102H34V100H36V99H39L40 98V94H42L43 92V90L44 89H46L45 91H47V92H49V91H51L52 89H54L56 86H57V84L55 85V87L53 88L52 87V85H45V84H47V83H49L48 81H50V83H52L53 81L50 79L51 77H52V75L53 74H55V75H53V76H56V74H57V72H55L56 70H57V68L59 69V67L60 66H62L63 65V63H62V65H60L59 63H58V65L56 66V65H54V63H53V65H54V67H56V68H54V73L52 74L51 72V76H50V74H48V81L47 82H44L45 80L43 79V77L45 78V79H47V75L46 76H44L47 72H45V74H43L42 73V75H43V77H42V75L38 72V70L39 69H37V72L35 71L36 69V65H35V63H33L34 65L32 66L33 68H32V70H34V71H32L33 73L35 72V73H39V75H41V76H39V75H35V76H39V77H42V80H44L43 81V83H44V88H43V90L42 91H40V92H42V93H40V94H37V93H35V95H40L39 96V98L37 97V96H35L34 95V90H29L30 91V93L31 94H28L29 93V91L27 92V87L28 88H30L31 87V83L29 84V86L27 85L26 86V88L25 87H23L24 85H22V88H20L21 86H20V84L22 83L21 81H22V79L24 78L23 77V75H25V74H23V71H22V77H21V70L19 69L21 66H23V65H19V66H16ZM65 64V63H64ZM78 64H80V66L78 65ZM121 66H120V65ZM25 65V64H24ZM27 65H30V63L29 64H27ZM32 65V64H31ZM42 65H44V64H42ZM42 65H41V67H42ZM49 65V66H50ZM60 65V66H59ZM135 65V64H134ZM141 65V64H140ZM203 65H205V64H203ZM219 65V64H218ZM3 66H4V64H3ZM3 66H1V67H3ZM26 66V65H25ZM34 66H36L35 68H34ZM38 66H39V64H38ZM45 67H46V65H44ZM59 66V67H58ZM84 66V67H85ZM91 67V68H93V69H96V67L94 68V67ZM109 66H110V68H109ZM132 67H133V65H131ZM130 66V67H131ZM137 66V65H136ZM215 66V65H214ZM0 67V68H1ZM24 67V66H23ZM28 67H30V69H31V66H28ZM27 66H26V71H24L26 74H27V72L28 71H30L29 70V68H28ZM40 67V66H39ZM39 67H37V68H39ZM40 67V71L42 72V68ZM44 67V68H45ZM71 67V66H70ZM74 67H72V68H74ZM87 67H86V72L89 70V68L87 69ZM125 67V68H124ZM203 67H205V66H203ZM208 67V66H207ZM22 68V67H21ZM27 68H28V70H27ZM50 67H46L45 68V70L47 69H49ZM80 68V70H77V69H79ZM61 69V68H60ZM92 69V70H93ZM106 69V70H107ZM211 69H212V67H211ZM208 70V71H202L203 73H202V75L200 76V75H198V76H196V78H188V79H186V80H184L183 82H181V83H179V85L177 84V85H171V83L172 82H170L171 80H169V81H165V82H163L162 83V88L163 87H166L167 88V90L168 91H166V92H168V94H171V96L174 98V97H176V96H180V95H182V94H184L185 93V90L187 89V87L190 85V83L191 82H193L192 83V85L191 86H193V90H195V93H196V102H206V101H208L209 99H210V97H211V95H212V93L216 90V89H218L219 87H222V86H226V85H232L231 86V88H232V90L234 91V92H238V91H242L243 89H247V87L245 86V84H243V82H242V84L241 83H239V84H236V85H233L232 83H231V80H227V78H224V77H222L221 75H220V73H219V71L218 70H216V69H214V71H212V70ZM25 70V69H24ZM44 69H43V71H45ZM46 70V71H47ZM76 70H77V72H76ZM84 70V69H83ZM91 69H90V71H92ZM97 70V69H96ZM111 70V69H110ZM108 71V72H111V71ZM128 70V69H127ZM126 70V71H127ZM131 70V68H129V71L128 72H131L130 71ZM132 70L134 71V69L132 68ZM181 70H183L182 71V73H185L186 71V68L185 69H180V72H181ZM20 71V74L18 73ZM50 71H52L53 72V69H51ZM58 71V70H57ZM60 71H64L65 72V70H59L58 72V74H57V79H58V76H60L61 77V75L63 74L62 72H60ZM79 71V72H78ZM90 71H89V74L88 75H91V73H90ZM121 71V70H120ZM122 71H124V70H122ZM126 71H125V76H124V72L122 73L123 74V76L125 77V79L127 78V76H126ZM31 72V71H30ZM29 72V73H30ZM204 72H209L210 74H208V75H210V76H206V74L204 73ZM12 73V74H11ZM48 73H49V71H48ZM60 73H62L61 75H60ZM75 73H73L75 76H77ZM96 73V72H95ZM103 73V72H102ZM116 73H118V71H116ZM121 73V72H120ZM10 74V75H9ZM66 74V73H65ZM73 74L71 73V75H72V77H73ZM97 74V73H96ZM96 74H95V76H96ZM104 74H105V72H104ZM110 74V73H109ZM112 74H115L114 73V71L112 72ZM122 74H121V76H122ZM130 74V73H129ZM128 74V75H129ZM134 74V73H133ZM133 74H131L130 76H128V77H130V81L129 82H126L127 83V85H128V83H130V85L131 84H133V87H134V85H135V87H141L142 85H144L143 84V82H139V83H133ZM211 74H213V75H216L218 78H214V79H216L215 81H213V82H211V81H208L209 80V78L212 76ZM82 75H87L86 73L84 74H82ZM93 75V74H92ZM91 75V76H92ZM119 75V74H118ZM28 79H29V75L27 74V75H25ZM32 76H33V74H32ZM50 76V77H49ZM66 76H67V74H66ZM65 76V79L66 80H68L67 78L68 77H66ZM83 76V77H84ZM99 76V75H98ZM97 76V77H98ZM113 76V75H112ZM112 76H110L111 77V80L114 78H112ZM115 76V75H114ZM30 77H31V75H30ZM34 77V76H33ZM38 77V78H39ZM89 77V76H88ZM88 77H85V78H87V81H88ZM108 77V76H107ZM2 78H1V80H2ZM26 78V79H27ZM36 78V77H35ZM78 78H79V76H78ZM91 78V77H90ZM101 78V77H100ZM104 79H103V81H105V82H109L108 80H107V78H106V76L105 77H103ZM106 78V79H105ZM115 78H116V76H115ZM4 79V78H3ZM31 79H32V83H33V78H30V81H31ZM40 79L41 78H39V81H40ZM50 79V80H49ZM56 79V78H55ZM55 79L53 78V80L55 81ZM56 79V80H57ZM62 79H63V75H62ZM72 79V78H71ZM83 79V78H82ZM81 79V80H82ZM93 79H94V77H93ZM93 79H90V82L92 83V87H93V82L94 81H92ZM109 80H110V78H108ZM116 79H118V78H116ZM124 79V80H125ZM0 80V81H1ZM24 80H25V78H24ZM23 80V81H24ZM42 80H41V82H42ZM86 80V79H85ZM84 79H83V81H81V82H84L85 81ZM102 79H100V82H102L101 81ZM119 80V79H118ZM10 81H11V83H10ZM27 81V80H26ZM26 81H24V82H26ZM38 80H35V82H37V84H38V82H39ZM52 81V82H51ZM60 81V80H59ZM65 81V80H64ZM63 80H62V82H64ZM70 81H72V80H70L69 79V82ZM99 82L98 81V78H96V80H95V82ZM123 81V80H122ZM1 82H3V81H1ZM24 82L22 83V84H24ZM58 82V80L56 81V83ZM90 82L88 81V84H90ZM99 82V83H100ZM211 82V83H210ZM20 83V84H19ZM28 83V82H27ZM49 83V84H50ZM76 83V82H75ZM98 83V84H99ZM118 83V82H117ZM121 83V82H120ZM17 84H19V85H17ZM26 84V83H25ZM34 84V83H33ZM36 84V85H37ZM52 84H55V82H53ZM67 84H70V83H67ZM77 84V83H76ZM79 84H80V82H79ZM84 84L85 85H87L85 82H84ZM96 84V83H95ZM15 85H16V87H15ZM39 85V84H38ZM40 85H42V84H40ZM39 85V88L40 87H42V86H40ZM58 85H62L61 83H59L58 82ZM63 85H65V82L63 83ZM62 85V86H63ZM80 85H82V84H80ZM85 85H84V88H85ZM112 85V84H111ZM120 85V84H119ZM124 85V84H123ZM130 85H128V87L130 86ZM168 85H170V86H168ZM4 86H6V87H4ZM7 86H9V87H7ZM33 86V85H32ZM49 86H51V89H48L47 90V88H45V87H49ZM79 86V85H78ZM78 86H76L75 87V84H74V87L75 88H73V89H78ZM88 86H90V85H88ZM100 86V85H99ZM121 86V85H120ZM132 86V85H131ZM65 87V86H64ZM64 87L62 88V87H59L60 89H61V91L59 92V89H58V87H56L55 89L57 90L58 89V91L57 92H59V94L61 93L62 95L65 93L66 94V91L65 90H63L64 89ZM80 87H82L83 88V86H79V88ZM91 87V86H90ZM107 87H108V84H107ZM117 87V86H116ZM128 87H126V88H128ZM6 88H8V90L6 89ZM33 88H37L38 89V87H35V85L33 86ZM33 88H31V89H33ZM50 88V87H49ZM67 88V85H66V87H65V89ZM72 88V87H71ZM86 88H88V87H86ZM85 88V89H86ZM144 88V87H143ZM84 89V90H85ZM88 89H90V88H88ZM87 89V90H88ZM103 89H104V87H103ZM118 89H119V87H118ZM129 89H130V87H129ZM137 89V88H136ZM69 90H72V89H70L69 88ZM82 90V89H81ZM80 90V91H81ZM84 90H82V92L84 91ZM93 90V89H92ZM105 90V89H104ZM123 90V89H122ZM127 90V89H126ZM32 91H33V95H32ZM64 91V92H63ZM73 92L75 91L76 92V97H78V96H80V93H78V91H79V89L76 91V90H72ZM79 91V92H80ZM90 91V90H89ZM119 91L121 92V90L119 89ZM118 91V92H119ZM125 91V90H124ZM128 91V90H127ZM126 91V92H127ZM4 92V93H5ZM19 93V95L18 94H16V93ZM51 92H53V91H51ZM54 92H56V91H54ZM53 92V93H54ZM72 92V93H73ZM88 92V91H87ZM93 92H94V90H93ZM104 92H106V91H104ZM114 92V91H113ZM119 92V93H120ZM125 92V93H126ZM139 92V91H138ZM137 92V93H138ZM257 91H255V93H256ZM7 93V92H6ZM7 93V95H9ZM13 93H14V95H13ZM45 93V92H44ZM43 93V94H44ZM50 93V92H49ZM67 93H69L68 92V90H67ZM70 93H71V91H70ZM71 93V96L74 98L75 96H73V94ZM77 93L79 94V95H77ZM95 93V92H94ZM118 93V94H119ZM136 93V92H135ZM258 93V92H257ZM24 94L25 95H27L28 97H26V96H24ZM42 94V95H43ZM48 95V93H45V95ZM59 94H57L56 93V98L57 99H59L58 97L59 96H61V95H59ZM65 94L63 95L64 97H65ZM85 94V93H84ZM83 93L81 94V95H84ZM88 93H86L85 95H87ZM91 94H92V92H91ZM109 94V93H108ZM111 94V93H110ZM113 94V93H112ZM115 94V93H114ZM134 94V93H133ZM140 94V93H139ZM150 94V93H149ZM148 94V95H149ZM1 95V94H0ZM18 95V96H17ZM45 95H43V97L42 98H44V96ZM68 96H70V94H67ZM66 95V96H67ZM74 95H75V93H74ZM97 95V94H96ZM105 95H106V93H105ZM104 95V96H105ZM122 95V94H121ZM145 95V94H144ZM148 95H147V97H148ZM4 96V95H3ZM10 96V95H9ZM10 96V97H11ZM58 96V97H57ZM63 96H61V97H63ZM109 96H111V95H109ZM124 96H126V95H124ZM143 96V95H142ZM153 96V95H152ZM20 97V96H19ZM24 97L26 98L25 100H24ZM50 97H54V99H55V95H49V97L48 98H50ZM61 97H60V99H61ZM63 97V98H64ZM83 97V96H82ZM87 97V96H86ZM85 97V98H86ZM91 97V96H90ZM93 97V96H92ZM97 97V96H96ZM121 97V96H120ZM123 97V96H122ZM129 97H133L132 95H129ZM137 97V96H136ZM184 97V96H183ZM4 98H6V97H4ZM13 98H12V100H13ZM20 98V99H21ZM46 96H45V103L47 102V101H49L50 99V101L48 102V103H51V101H53V99L52 98H50V99H48ZM69 98V97H68ZM73 98H71L70 97V99L72 100V102H73ZM84 98V97H83ZM84 98V99H85ZM100 98H101V96H100ZM104 98H106V97H104ZM103 98V99H104ZM108 98V97H107ZM113 98V97H112ZM115 98V97H114ZM128 98V97H127ZM48 99V100H47ZM65 99V98H64ZM74 99H76V98H74ZM84 99H83V101H84ZM88 99V98H87ZM91 99V98H90ZM96 99H98V98H96ZM116 99V98H115ZM122 100H123V98H121ZM135 99V98H134ZM133 99V100H134ZM138 99V98H137ZM159 99V98H158ZM63 100V99H62ZM66 100H69V99H67V97H66ZM79 100H81V98L79 99ZM78 100V101H79ZM129 100V99H128ZM39 101H42V99L41 100H39ZM75 102L77 101V100H74ZM82 101V100H81ZM100 101V100H99ZM110 101V100H109ZM114 101V100H113ZM117 101V100H116ZM127 101V100H126ZM130 101V100H129ZM9 102V101H8ZM44 102V99H43V101H42V103ZM65 102H67V101H65ZM105 102V101H104ZM107 102H108V100H107ZM112 102V101H111ZM125 102V101H124ZM128 102V101H127ZM61 103V102H60ZM67 103H69V102H67ZM67 103H63V104H65L66 106H68L67 105ZM86 103H87V101H86ZM97 103H98V100H97ZM109 103V102H108ZM107 103V104H108ZM113 103V102H112ZM119 104H121V101L120 102H118ZM126 103V102H125ZM137 103V102H136ZM63 104H61V105H63ZM81 104H82V102H81ZM91 104V103H90ZM104 104V103H103ZM123 104V103H122ZM121 104V105H122ZM130 104V103H129ZM143 104V103H142ZM47 105V104H46ZM64 105V106H65ZM74 105H76V104H74ZM93 105V104H92ZM98 105V104H97ZM102 105V104H101ZM134 105V104H133ZM59 106V105H58ZM89 106H91V105H89ZM105 107H107L106 105H104ZM110 106V105H109ZM114 106H116V105H114ZM120 106V105H119ZM141 106V105H140ZM16 107V106H15ZM60 107V106H59ZM69 107V106H68ZM84 107H86L85 105H84ZM96 107V106H95ZM112 107V106H111ZM46 108L48 109V107L46 106ZM66 109H67V107H65ZM64 108V109H65ZM90 108H92V107H90ZM98 108V107H97ZM100 108V107H99ZM98 108V109H99ZM123 108V107H122ZM5 109V108H4ZM18 109V108H17ZM50 109V108H49ZM63 109V108H62ZM93 109H94V107H93ZM97 109V110H98ZM102 109V108H101ZM107 109V108H106ZM105 109V110H106ZM108 109H110V107L108 108ZM114 109V108H113ZM118 109V108H117ZM119 109H120V107H119ZM146 109V108H145ZM59 110H61V107H60V109ZM73 110H75V109H73ZM95 110V109H94ZM121 110V109H120ZM124 110V109H123ZM140 110V109H139ZM57 111V110H56ZM56 111H53V112H56ZM109 111V110H108ZM119 111V110H118ZM131 111V110H130ZM132 111H133V109H132ZM148 111V110H147ZM217 111V110H216ZM11 112V111H10ZM58 112V111H57ZM64 112V111H63ZM80 112V111H79ZM103 111H101V114L103 115V113H102ZM111 112V111H110ZM141 112V111H140ZM220 112L221 111H219L218 110V112H216V114L218 115H216V114H214L215 115V119H216V121H218V120H221V114H220ZM61 113H62V111H61ZM86 113V112H85ZM92 113V112H91ZM96 113V112H95ZM109 113V112H108ZM127 113V112H126ZM137 113V112H136ZM14 114V113H13ZM56 114V113H55ZM58 114H59V116H61L60 115V112L59 113H57L56 115L58 116ZM72 114V113H71ZM74 114V113H73ZM75 114H77V113H75ZM88 114V113H87ZM98 114V113H97ZM100 114V113H99ZM99 115L100 117L102 116V115ZM105 114V113H104ZM107 114V113H106ZM121 114V113H120ZM128 114V113H127ZM134 114V113H133ZM132 114V115H133ZM149 114V113H148ZM48 115H49V113H48ZM89 115V114H88ZM91 115V114H90ZM89 115V116H90ZM95 115V114H94ZM113 115V114H112ZM115 115V114H114ZM130 115H131V113H130ZM138 115V114H137ZM142 115V114H141ZM27 116V115H26ZM59 116L57 117V118H59ZM71 116V115H70ZM84 116V115H83ZM85 116H86V114H85ZM89 116H88V118H89ZM92 116V115H91ZM96 116V115H95ZM106 116V115H105ZM108 116V115H107ZM124 117H125V113H124V115H123ZM128 116V115H127ZM49 117V116H48ZM67 117V116H66ZM77 117H80V114H79V116H77ZM97 117H98V115H97ZM129 117V116H128ZM131 117V116H130ZM129 117V118H130ZM134 117V116H133ZM20 118V117H19ZM40 118V117H39ZM62 118V117H61ZM60 118V119H61ZM84 118V117H83ZM87 117H86V119H88ZM107 118V117H106ZM118 118H119V116H118ZM24 119V118H23ZM28 119V118H27ZM78 119V118H77ZM80 119H81V117H80ZM79 119V120H80ZM93 119V118H92ZM91 119V120H92ZM107 119H110V118H107ZM122 119V118H121ZM120 119V120H121ZM15 120V119H14ZM40 120V119H39ZM38 120V121H39ZM72 120V119H71ZM79 120H78V124L79 123H81V121L79 122ZM83 120V119H82ZM90 120V118L88 119V121ZM90 120V121H91ZM95 120V119H94ZM98 120V119H97ZM130 120V119H129ZM13 121V120H12ZM35 121V123H37L36 122V120H34ZM41 121V120H40ZM45 121V120H44ZM62 121V120H61ZM86 121V120H85ZM85 121H82V122H84L85 123ZM112 121V120H111ZM56 122H58L57 120H56ZM107 122V121H106ZM122 122H123V120H122ZM125 122V121H124ZM133 122V121H132ZM144 122V121H143ZM17 123V122H16ZM87 123V122H86ZM89 123V122H88ZM88 123H87V126H88ZM108 123V122H107ZM113 123V122H112ZM118 123V122H117ZM120 123V122H119ZM38 124H39V122H38ZM59 124V123H58ZM65 124H67V123H65ZM76 124V123H75ZM91 124V123H90ZM106 124V123H105ZM109 124H111V123H109ZM94 125V124H93ZM101 125H102V123H101ZM124 125V124H123ZM34 126H36V124L34 125ZM74 126V125H73ZM78 126V125H77ZM97 126V125H96ZM113 126H114V124H113ZM117 126V125H116ZM244 126H246V128H248V125L247 124H245ZM31 127H33V126H31ZM38 127V126H37ZM106 127V126H105ZM111 127V126H110ZM119 127V126H118ZM134 127V126H133ZM88 128V127H87ZM92 128V127H91ZM90 127L88 128V129H91ZM100 128V127H99ZM101 128H102V126H101ZM116 128V127H115ZM138 128V127H137ZM94 129H95V127H94ZM105 129H107V127L105 128ZM104 129V130H105ZM110 129H112V128H110ZM131 129V128H130ZM136 129V128H135ZM262 129H264V127L262 128ZM12 130V129H11ZM108 131H110L109 130V128L107 129ZM92 131H94L93 130V128H92ZM106 131V130H105ZM108 131H107V134H108ZM64 132V131H63ZM79 132V131H78ZM95 132V131H94ZM111 132V131H110ZM11 133V132H10ZM62 133V132H61ZM83 133V132H82ZM155 133V132H154ZM103 135H104V133H103ZM254 136H253V139L255 140V141H257V138H259V136H258V134H253ZM8 136V135H7ZM44 136H45V134H44ZM84 136V135H83ZM105 136V135H104ZM127 136V135H126ZM28 137V136H27ZM49 137V136H48ZM85 137V136H84ZM83 137V138H84ZM14 138V137H13ZM106 138V137H105ZM107 138H108V136H107ZM78 139V138H77ZM86 139V138H85ZM104 140V139H103ZM73 141V140H72ZM75 141V140H74ZM87 141V140H86ZM38 142V141H37ZM4 143V142H3ZM139 143V142H138ZM133 144V143H132ZM168 146V145H167ZM166 146V147H167ZM38 149V148H37ZM94 151V150H93ZM70 154V153H69ZM242 155H243V153H242ZM26 157V156H25ZM235 157V156H234ZM37 158V157H36ZM98 158V157H97ZM236 158V157H235ZM186 165V164H185ZM179 170V169H178ZM138 181V180H137ZM203 183V182H202ZM4 184H6V183H4V182H2L1 184H0V188L4 185ZM167 186H169L168 188L166 187V189H167V191H168V189L169 188H171V186L168 184ZM208 187V186H207ZM236 187H238V186H236ZM235 187V188H236ZM207 189V188H206ZM212 189V188H211ZM171 189H169V191H170ZM18 191V190H17ZM20 191V190H19ZM1 192H2V188H1ZM247 196V195H246ZM248 197H249V194H248ZM262 197L264 198V196L262 195ZM20 198H22V196L20 197ZM51 198L53 199V200H59V198H60V200L59 201H61V204H59V205H57V206H59V208H60V210H58V216H62L64 219V221L66 220V219H72L73 217H71L72 216V213H70V211H69V209L71 208L72 210L73 209H75L76 208V206H77V204H75L76 202H75V197L74 196H70V197H68V198H66L65 200H64V196H60V197H58V196H52L51 195ZM235 199H234V194H232L231 193V197H230V199H229V201L227 202V205H229L230 206V208L227 210V211H225V213H224V215H222L221 213V215H219V213L218 214H215L214 216H213V220H215L216 221V224H214L215 226L213 227V228H211V229H207V230H205V231H203L202 233H201V231L203 230V228H205V226L210 222L209 220H210V218H207V219H201L200 221H198V222H196L195 223V225L194 226H192L191 228H189L188 230H185L183 233H182V235H185V236H187V237H189V236H191L190 238H192V241H190L189 243H190V245L191 246H193V247H197V246H200V245H202L203 244V246L204 245H206V244H208V245H206V248L207 249H209L210 247H211V250H206L205 251V254H204V256L201 258V260L198 262V263H196V264H224V263H222V262H219L218 261V259L219 258H216L215 257V255L217 256V252L216 251H218V250H216V249H213L214 248V246L216 245V243H218L219 242V240H221V239H219L220 238V236H221V233H224V232H220L219 230H220V226H225V233H226V235L228 234L226 231H228L229 229H230V231H229V234H228V237H227V240H225L224 242L225 243H228V244H224V246H226L225 248H221V247H223V246H221L220 247V249L224 252L225 250H229L231 247H232V245H233V243H234V241H235V238H234V236H235V233L234 232H236V231H238L239 229H238V227H240V226H242V225H245V224H247V220L246 219H248V221H249V218L251 219V215L253 214V212H251V210H250V208H248L249 207V204H246V203H244L243 202V204L242 203H240V204H238L237 202L234 204V201ZM263 201V203H264V200H262ZM57 202V201H56ZM63 203V204H62ZM26 204H24V202H23V200L21 201L20 199H13V201H12V203L10 204V208H6L7 206H5V207H0V240H5V239H7L8 237H11V236H14V237H17V238H19V239H21V240H23V241H25V242H29V243H35L36 245H39V246H44V245H46L47 243H48V239H50V238H52L51 237V235H53L54 233V235L56 236L57 234L56 233H59V228H58V230H57V223L54 221V223L53 224H56V226L55 225H53V224H51L48 220V218H49V216H50V214H44L45 216H43L42 218H40L39 216H38V214L37 213H39V211H41L40 209H39V207L41 206V204H30V206H28V204H27V206L29 207H27V206H25ZM44 205H45V207L46 206H48L49 204H46V202H44ZM227 205H225V206H227ZM9 207V206H8ZM27 207V208H26ZM251 207H252V205H251ZM224 207L222 206V207H220L219 209L220 210H222ZM252 209V208H251ZM263 209V208H262ZM253 210V209H252ZM46 211H48V209H46ZM75 211V210H74ZM253 211H255V210H253ZM251 212V213H250ZM256 212V211H255ZM261 212H263V211H261ZM260 212V213H261ZM35 213V214H34ZM227 213V214H226ZM264 213V212H263ZM262 213V214H263ZM257 215V217H258V214L259 213H256ZM255 215V214H254ZM264 215V214H263ZM253 216V215H252ZM256 216H253L252 218H254V217H256ZM259 216L261 217L262 215L261 214H259ZM62 217L61 218H59V220L61 219V221H60V223H61V225H62V223H64L63 221H62ZM259 217V218H260ZM264 216H262V218H263ZM261 218V219H262ZM53 219H55V218H53ZM52 219V220H53ZM58 219V218H57ZM75 219H77V218H75ZM264 220V219H263ZM262 220V221H263ZM67 221V220H66ZM260 221V220H259ZM261 221V222H262ZM258 222V221H257ZM261 222H259L258 224L261 226L262 225V223ZM59 223V222H58ZM66 223V222H65ZM64 223V224H65ZM67 225H69L68 223H66ZM255 224V223H254ZM257 224V223H256ZM256 224L255 225H253L254 227L256 226ZM60 224L58 225V226H61ZM259 225L257 226V227H249V229H251L250 231H247V230H249V229H245L246 231H247V233H248V236L246 237V239L243 241V244H244V246H243V251L244 252H247V253H250L248 250L249 249H251V248H254V247H256V251H258V255H261V254H263L264 253V227L263 226H261V227H259ZM73 226V225H72ZM63 227V230H64V225L62 226ZM69 227V226H68ZM71 227V226H70ZM61 229V228H60ZM65 229H66V227H65ZM70 229V228H69ZM75 230V229H74ZM73 230V231H74ZM232 230V231H231ZM58 231V232H57ZM60 231H62V230H60ZM65 231V230H64ZM66 234H65V236L66 235H68V232L69 231H67V229H66ZM70 232H72V229L70 230ZM70 232H69V234H70ZM77 233V232H76ZM62 234V233H61ZM64 234V233H63ZM62 234V235H63ZM60 235V234H59ZM58 235V237H57V239L58 238H60L61 236H59ZM193 235V236H192ZM65 236H63L62 238H65ZM54 237V236H53ZM140 237V236H139ZM151 237H153L152 239H156V238H158V237H156V235L154 234V235H152ZM55 238V237H54ZM68 238L69 239H71L70 237H69V235H68ZM141 238V237H140ZM142 238H144V237H142ZM141 238V239H142ZM53 239V238H52ZM57 239H56V241H57ZM141 239H139V240H141ZM189 239V238H188ZM51 240V239H50ZM60 240L61 241H64V240H67V243L70 241H68V239H67V236H66V239H58V241L60 242ZM71 240H73V239H71ZM136 240H137V238H136ZM136 240H133V241H136ZM139 240L138 241H136L137 243L139 242ZM224 240V239H223ZM56 241H55V243H56ZM58 241H57V244H58ZM101 239H97L96 241H94L93 243H91V244H87V243H83V244H77V245H75V246H73V243L71 244L72 246H73V251H71V252H73V254H74V256H75V254H78L79 253V251H82V250H87L88 251V253H90V254H99V253H102L101 251H102V247H101ZM227 241V242H226ZM132 242V241H131ZM135 242V243H136ZM183 242H188L187 241V239H185ZM67 243H63V244H65V245H68ZM70 243H71V241H70ZM60 244H61V246L63 245L61 242H60ZM74 244H75V242H74ZM132 244V243H131ZM64 245V246H65ZM70 244L68 245V246H71ZM67 246V247H68ZM66 246H65V248H67ZM124 247V246H123ZM126 247H128V245L126 246ZM130 248V247H129ZM201 248H204V247H201ZM70 249V248H69ZM71 249V250H72ZM124 249H126V248H124ZM68 250V249H67ZM127 250H129V249H127ZM254 250V249H253ZM69 251V250H68ZM255 251V250H254ZM257 254V253H256ZM33 256H34V254H32L31 252H29L26 248H22L21 247V249L20 250H18V251H11V250H5V251H3V252H1L0 253V264H30L32 261H33ZM213 257V258H212ZM208 258H211V259H209L208 260ZM240 258L241 257H239V259L237 260V261H240ZM151 258H149V260H150ZM57 259H55V261L54 262H57L56 261ZM58 260H60L59 258H58ZM148 260V261H149ZM153 259H151L150 260V263H151V261H152ZM62 261V260H61ZM60 261V262H61ZM155 261H156V259H155ZM54 262H52L53 264H58L59 263V261H58V263H54ZM63 262H65V261H63ZM153 264H154V262H152ZM156 263H159V262H156ZM155 263V264H156ZM59 264H61V263H59ZM124 264H126V263H124ZM129 264H134L133 262H131V263H129ZM136 264V263H135ZM148 264V263H147ZM168 264H171V263H168Z\"/></svg>","mask_w":264,"mask_h":264},{"label":"water","instance_id":"95a60500","mask_svg":"<svg viewBox=\"0 0 264 264\" xmlns=\"http://www.w3.org/2000/svg\"><path fill=\"white\" fill-rule=\"evenodd\" d=\"M237 33V32H236ZM238 34V33H237ZM239 35V34H238Z\"/></svg>","mask_w":264,"mask_h":264}]
</instances>
